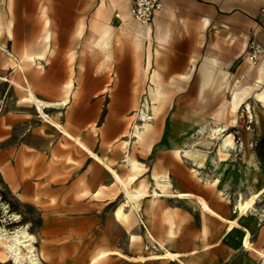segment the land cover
Masks as SVG:
<instances>
[{"label":"rangeland","instance_id":"rangeland-1","mask_svg":"<svg viewBox=\"0 0 264 264\" xmlns=\"http://www.w3.org/2000/svg\"><path fill=\"white\" fill-rule=\"evenodd\" d=\"M91 18L90 15L82 28L63 30L58 44L53 46L56 51L48 53L54 59L47 61V66L17 60L0 51V229L11 233L23 228L32 235L40 264H87L103 250H116L124 256L110 255L94 264H178L135 260L163 251L153 248L156 244L149 242L146 230L163 248L181 253L185 264H260L259 256L240 246V226L250 231L253 246L262 248L264 221H258L248 211L236 218L240 226L229 232L225 229L227 220L236 216L235 201L249 193L251 183L254 190L260 191L255 208L264 209V172L248 170L253 163L249 157L255 152L256 132L264 128V106L256 104L254 97L248 100L251 112L244 111L249 102L241 105L237 123L229 131L237 146L243 142V149L238 147L226 162H216L211 149L207 161L197 168L190 158L173 153L175 146L192 140L197 126L210 120L176 113L167 94L148 137L149 147L136 144L130 132L134 125H141L137 108L151 84L154 67L149 54L153 51L149 42L141 38V28L138 32L141 25L132 21L126 25L110 22L107 48L98 45ZM0 45L7 48L1 40ZM16 61L21 63V69L11 68ZM159 79L164 86L160 76ZM29 91L43 101L63 104L42 108L20 101ZM57 115L61 118L60 133L55 134L45 124ZM61 124L71 130L67 137L70 153H74L71 156L79 169L58 183L75 166L66 165L64 169V158L58 161L51 150L56 143L61 145ZM97 129L102 137L97 135ZM42 137L49 141L45 143ZM75 148L84 153L83 158ZM127 154L141 164L138 178L146 184L137 208H130L134 201L129 200L123 184L129 174ZM52 163L59 170L50 168ZM152 171L168 176V193L160 192ZM78 176L85 180V187L77 181ZM213 178L219 180L217 187L203 180ZM101 185L105 186V198L81 195L84 188L93 192ZM153 192L156 198L151 204ZM202 201L222 219L202 210ZM122 205L126 223L115 217ZM170 216L176 231L172 238L167 236ZM215 242L219 244L212 246ZM205 245L210 247L198 256L189 254Z\"/></svg>","mask_w":264,"mask_h":264},{"label":"crops","instance_id":"crops-1","mask_svg":"<svg viewBox=\"0 0 264 264\" xmlns=\"http://www.w3.org/2000/svg\"><path fill=\"white\" fill-rule=\"evenodd\" d=\"M161 1V8L151 18L149 40L144 34L141 38L149 42L153 51L149 54L151 64L164 82L171 108L192 119L210 120L216 111L227 108L234 91L248 93L238 108L249 102L251 112L248 100L253 97L256 104L264 106V52L254 66L244 57L252 38L264 49V25L259 20L264 0ZM131 3L132 0H0V40L7 46L0 45V51L29 61L43 49V35L49 31L50 47L41 60L47 66L54 59L48 53L56 51L53 46L58 44L63 30L82 28L90 15L95 33L105 26L111 29L110 22L121 24L115 13L127 17ZM225 116L229 121L231 115ZM256 134L255 152L249 158L256 162V156L264 172V128Z\"/></svg>","mask_w":264,"mask_h":264},{"label":"bare ground","instance_id":"bare-ground-1","mask_svg":"<svg viewBox=\"0 0 264 264\" xmlns=\"http://www.w3.org/2000/svg\"><path fill=\"white\" fill-rule=\"evenodd\" d=\"M149 26H145L142 28V34L149 40V37L147 35ZM98 33V45L103 46L104 48H107L108 45V36L110 34V27L105 26L103 28H100L97 30ZM43 49L40 52H37L35 55L31 56L29 59L36 64L43 66L41 63V60L45 57V50L48 49L49 46V40H50V32L46 31L43 35ZM9 57H12L10 54H7ZM25 56V55H24ZM13 58V57H12ZM24 60V59H23ZM30 61V62H31ZM14 67H18L19 69L22 68V65L20 62H15ZM151 84L148 85L147 88V94L143 97L142 102L140 103L139 107L137 108V117L141 121V125H134L132 132H130V136L134 137V142L136 144L141 145H147L149 147L148 143V137H151L152 130H153V124L154 121L157 119L162 103L167 98L165 87L162 86L160 83L158 72L154 69L151 74L150 79ZM247 92H233L231 100L228 101V105L226 109H221L220 111H216L212 116V119L210 121H205V123H201V125L197 126L195 129V132L193 133L192 140L184 141L182 144L177 145L173 148V153L178 157H187L190 158L191 161L194 163V165L197 166V168H201L202 165L207 161L208 153L212 149L214 152V156L216 157V162H226L229 160V158L232 156L234 152L237 151V148L240 147V149L243 148V143L241 142V145H236L234 141V137L232 133L229 131L230 127L235 124L237 120L236 115V109L238 108V103L244 99L247 96ZM264 98V97H263ZM22 102H27L31 106H42V108L50 107L51 105H61L62 102H48L43 101L39 99L36 95H34L31 91L28 92L27 95L21 97ZM264 101V99H263ZM239 109V108H238ZM250 112L249 104L244 107V111ZM228 113L231 115L229 121L226 120L225 114ZM49 123L45 124L46 128L55 134L60 133L58 131L59 124L61 123L60 115L54 116L53 118L48 119ZM61 130L62 135L60 136V143H56L53 148L51 149L54 156L58 158V161H60L62 158H64V167L75 165L74 169L69 171L70 173H67L61 179L57 180L56 182L62 183L69 177H71L72 172H76V170L79 169V165L74 161L75 158H73L71 155L74 153L71 152V145L68 143V138L71 135V130L67 125L61 124ZM98 130V129H97ZM97 135H101L102 133L100 130L97 131ZM42 140L47 143L49 141L48 137H42ZM126 143V142H124ZM68 144V145H67ZM80 157L83 158L84 153L78 149H73ZM99 158V157H98ZM213 159V158H212ZM103 161V160H102ZM253 161V163H251ZM125 162L128 166L129 174L124 180V186L126 187V193L129 198V200L134 201V205H132L130 208H137L136 202L143 198L145 192H146V184L141 179L139 180L138 176L141 172V164L134 159L130 154H127L125 156ZM59 163V162H57ZM250 165H248V170L254 169L255 172L261 173L260 166L250 158ZM48 164V163H47ZM38 164H34L35 168ZM59 165V164H58ZM62 165V164H61ZM41 166V164H40ZM50 168H53L54 171L59 170L56 168L57 166L52 164H49ZM47 167V166H46ZM71 167V166H70ZM43 168V167H42ZM48 168V167H47ZM67 169V168H64ZM69 169V168H68ZM76 169V170H75ZM215 170V169H214ZM112 175L115 179L118 178L116 175L115 170H111ZM215 173V172H214ZM92 174V173H91ZM63 175V174H62ZM220 175V174H219ZM151 177L155 180V185L158 187L160 192L162 194L168 193L171 187L170 181L168 176L165 173H157L156 171H152ZM255 178V177H254ZM54 179V178H53ZM205 183L217 187L218 185V179H203ZM77 181L80 182V185L83 184V186H86V183H84V179L82 177L78 176ZM87 181V180H86ZM137 181V183H135ZM247 181V180H246ZM253 182V180H252ZM136 184L133 186V184ZM249 186V193L235 201L233 210L236 216L233 219H228L226 223V231H230L233 228H237L238 222H236V218L238 216L247 215L248 211H251L252 215L256 217L258 221H264V209L259 210L258 208H255L256 200L260 196V191L254 190V187H252V183ZM264 189V185L262 186ZM84 191L81 195L83 197H89V198H96V199H102L106 197L105 194V186L101 185L98 187L97 190L93 192H89L87 189L84 188ZM221 194H224L222 190H219ZM156 198V193L153 192V198H151L150 203L152 204L153 200ZM124 205L119 206L117 210L115 211V217L117 220L121 221L122 223H126L128 218L127 214L124 212ZM130 206V205H129ZM200 208L207 212L208 214H211L212 216L222 219L221 216H219L216 212H214L209 205L202 201L200 202ZM168 232L167 236L172 238L175 235V227L173 225V221L171 216L168 219ZM240 228L243 231V235L240 239V246H242L246 251H249L251 254L259 256L260 264H264V250L263 246L262 248H256L253 246V243L250 240L251 234L250 231L240 226ZM146 237L148 238L149 242H153L156 245L153 247L154 249L157 247H160L163 249L160 253H151L148 256H137L138 258H135V260H146V259H154V260H167V261H176L178 264H185L179 256V253L177 252H170L167 249L163 248V244L155 239V237L150 233V231L146 230ZM222 238V237H221ZM34 241V237L30 235L25 229H17L11 233L6 232V230L0 229V263H5L7 261H11V264H40L38 262L37 255L35 253V248L32 245ZM208 248L207 245L203 246L200 250H192L190 251L191 256H198L202 251L206 250ZM153 252V251H151ZM110 255H119L124 256L121 253H119L116 250H103L95 254L91 257L89 263L87 264H94L98 262L100 259H104Z\"/></svg>","mask_w":264,"mask_h":264},{"label":"built area","instance_id":"built-area-1","mask_svg":"<svg viewBox=\"0 0 264 264\" xmlns=\"http://www.w3.org/2000/svg\"><path fill=\"white\" fill-rule=\"evenodd\" d=\"M161 6V0H132L128 10V16L123 17L120 12H116L115 17L120 20L121 24L124 25H126L128 21H132L141 26H149L151 24L152 16L161 8ZM259 20H261L264 25V9H262L259 13ZM263 52L264 49L261 44L256 40V38H252L244 53V57L249 65L254 66L258 63ZM248 124H251V115L250 118L248 116ZM247 128L249 129L250 126ZM253 144L254 143H250V146Z\"/></svg>","mask_w":264,"mask_h":264}]
</instances>
